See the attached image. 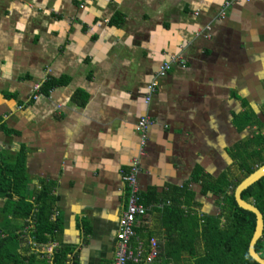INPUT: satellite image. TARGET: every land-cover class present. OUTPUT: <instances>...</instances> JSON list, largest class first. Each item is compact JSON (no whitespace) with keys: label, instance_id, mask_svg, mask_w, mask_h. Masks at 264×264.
Instances as JSON below:
<instances>
[{"label":"crops","instance_id":"crops-1","mask_svg":"<svg viewBox=\"0 0 264 264\" xmlns=\"http://www.w3.org/2000/svg\"><path fill=\"white\" fill-rule=\"evenodd\" d=\"M224 4L0 0V125L14 131L0 129V154L24 147L28 192L52 186V219L60 223L41 250L68 249L69 264L113 262L128 193L123 175L141 149L137 183L149 203L129 241L140 260L128 264H152L151 240L158 261L190 260L179 251L180 234L198 231L187 227L188 212L220 210V195L202 179L231 169L234 144L249 134L234 119L244 102L264 101V0ZM164 62L170 69L158 78ZM47 79L61 82L30 100L32 86ZM142 116L151 120L144 138L136 130ZM177 193L182 220L162 212ZM4 203L0 197V210Z\"/></svg>","mask_w":264,"mask_h":264},{"label":"trees","instance_id":"trees-1","mask_svg":"<svg viewBox=\"0 0 264 264\" xmlns=\"http://www.w3.org/2000/svg\"><path fill=\"white\" fill-rule=\"evenodd\" d=\"M120 20L116 18L112 22L119 24ZM60 82L47 79L42 83L41 93L48 94ZM243 105L244 111L236 115L234 124L239 131L248 128L249 134L234 144V163L229 171L222 173L216 180L203 177L204 190L220 195V210L216 215L199 217L189 209L187 221L191 224L187 227L198 231L180 234L179 251L183 249L191 255L190 260L184 261V264H258L248 254L255 216L237 205L233 190L241 180L264 164V121L245 102ZM0 129L5 134L14 132L5 124L0 125ZM28 184L24 147L12 156L0 154V197L5 199L0 210V264H69L66 260L70 252L68 249L56 248L51 255L41 250L53 239L60 223L58 218L52 219L55 198L51 184L42 183L38 190L31 193L27 190ZM181 194L173 195L171 205L163 208L166 218L173 215L183 219L184 210L180 205L183 202L179 200ZM140 196V201L147 205L149 201L143 200L141 193ZM241 197L253 203L263 215V233L255 244V250L264 259V176L243 190ZM186 202L191 205L192 199ZM26 226H30V229L24 234ZM196 239L204 246L201 253L196 251ZM169 249L172 250L168 252L171 256L175 248ZM158 259L156 256L152 264H168Z\"/></svg>","mask_w":264,"mask_h":264},{"label":"built area","instance_id":"built-area-1","mask_svg":"<svg viewBox=\"0 0 264 264\" xmlns=\"http://www.w3.org/2000/svg\"><path fill=\"white\" fill-rule=\"evenodd\" d=\"M248 2L250 0H243ZM229 0H225L224 5H228ZM224 13H221V17ZM170 69V64L164 62L161 64L159 68V76H164L167 71ZM157 83L155 81L150 82L146 86L147 97L143 100L145 104L150 103V99L154 92L156 91ZM41 85L36 83L32 86L31 94L32 98L36 99L41 95ZM32 99V100H33ZM151 124V120L147 116H142L138 119L136 130L141 133L142 138L146 137V129ZM145 140V139H144ZM144 142V141H143ZM142 142V143H143ZM139 155L132 159V164L129 169V172L123 175L124 181L128 185V193H127V202L126 208L123 210L122 214L120 215L118 221V230L116 233V252L114 260L111 264H128L130 260L137 262L140 260V254L134 252L133 249L129 246L130 239L134 236V224L137 217L142 216L146 212V207L140 201V191L138 188L137 183V175L140 172V156L143 155V150L140 149ZM152 249L150 250L147 261L151 262L157 256V249L156 244L153 240H151ZM53 245L47 248V253L51 252L53 249Z\"/></svg>","mask_w":264,"mask_h":264},{"label":"water","instance_id":"water-1","mask_svg":"<svg viewBox=\"0 0 264 264\" xmlns=\"http://www.w3.org/2000/svg\"><path fill=\"white\" fill-rule=\"evenodd\" d=\"M263 97H264V95H263ZM252 108H254V107H252ZM254 110H255V108H254ZM263 176H264V164L257 167L252 173H250L243 180H241L233 190V196H234V199H235V202L237 203V205L240 208L253 213L255 216V227H254V231L252 233V236L249 240L248 254L258 264H264V259L255 250V244L260 239V237L262 236V233H263V215L258 210V208L255 207V205L253 203H250L248 201L243 200L241 197V193L243 190H245L247 187L252 185L254 182L259 180Z\"/></svg>","mask_w":264,"mask_h":264},{"label":"flooded vegetation","instance_id":"flooded-vegetation-1","mask_svg":"<svg viewBox=\"0 0 264 264\" xmlns=\"http://www.w3.org/2000/svg\"><path fill=\"white\" fill-rule=\"evenodd\" d=\"M263 102L264 101L256 100L255 104H251V107H254L256 111L260 108L259 110H261V111H259V112L257 111V112L259 113L258 117L260 118L261 121H264V108H263L264 103ZM253 128H255V127H253Z\"/></svg>","mask_w":264,"mask_h":264},{"label":"rangeland","instance_id":"rangeland-1","mask_svg":"<svg viewBox=\"0 0 264 264\" xmlns=\"http://www.w3.org/2000/svg\"><path fill=\"white\" fill-rule=\"evenodd\" d=\"M158 74H159V71L157 72V77H158V78L161 77V76H159ZM157 77H156V78H157ZM153 81H154V80H153ZM151 82H152V81H151ZM147 93H148V92L146 91L145 94H144V98H143V99H145V98L147 97ZM31 96H32V94L29 96L30 100L33 99ZM150 100H151V99H150Z\"/></svg>","mask_w":264,"mask_h":264}]
</instances>
